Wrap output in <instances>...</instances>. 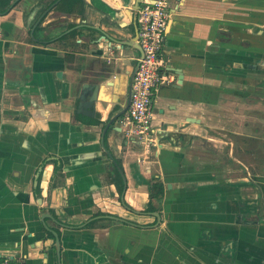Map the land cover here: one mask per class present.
I'll return each mask as SVG.
<instances>
[{
    "label": "crops",
    "instance_id": "obj_1",
    "mask_svg": "<svg viewBox=\"0 0 264 264\" xmlns=\"http://www.w3.org/2000/svg\"><path fill=\"white\" fill-rule=\"evenodd\" d=\"M68 1L42 14L34 40L28 23L38 18L36 0L0 15V257L264 264V107L257 104L264 0H179L172 10L164 56L175 82L154 99L156 150L127 142L122 121L104 136L124 174L123 202L100 141L120 110L132 51L104 38L97 44L92 31V41L76 44ZM84 1V22L113 38L130 33L121 0ZM95 84L93 115L84 116L78 105ZM96 119L100 125H89ZM153 180L164 192L147 211Z\"/></svg>",
    "mask_w": 264,
    "mask_h": 264
},
{
    "label": "built area",
    "instance_id": "obj_2",
    "mask_svg": "<svg viewBox=\"0 0 264 264\" xmlns=\"http://www.w3.org/2000/svg\"><path fill=\"white\" fill-rule=\"evenodd\" d=\"M179 0H146L136 12L137 43L141 57L133 76L130 105L123 116L125 138L136 141L143 147L156 145L154 99L158 91L174 84V76L167 70L164 56L166 27L172 10ZM0 264H13L12 260L0 257Z\"/></svg>",
    "mask_w": 264,
    "mask_h": 264
},
{
    "label": "flooded vegetation",
    "instance_id": "obj_3",
    "mask_svg": "<svg viewBox=\"0 0 264 264\" xmlns=\"http://www.w3.org/2000/svg\"><path fill=\"white\" fill-rule=\"evenodd\" d=\"M1 1V0H0ZM22 0H5L4 3H3V7L1 8L0 7V15H2L4 13V15H7L8 13H10L14 8H16L18 6V4L21 2ZM37 1V6L35 8H41L40 11L38 10V18H34V21L31 22V23H28V26H29V31H30V35H31V40H34L35 36V30L39 27V20H40V17L42 16V14L44 13H50L52 11V9L55 7L56 4H58L59 2L63 3L64 0H36ZM67 1V0H66ZM69 10L71 12H73L76 16H77V21H75L73 24H71L70 26V29L72 30L71 32L73 33V35H75L77 38H76V44H82V43H85V40H89V41H92V37L90 36L89 32H96L98 33L95 37L96 39V42L97 44H99L101 41L100 39L104 38V36L106 35L105 33H101L99 30V28L97 27H94L92 25H89L87 22H84L83 21V14H84V11H85V8H84V0H69ZM93 8L97 11V12H100V14H104L101 12V10H99L98 8L94 7ZM129 10V14H130V17H131V21L133 20V16H134V13H132V11L128 8ZM34 11V8L31 9V12ZM32 18L34 16V14L31 15ZM135 29L137 30V25L133 27V23L131 22L129 24V32L131 33V35L133 34V32L135 31ZM91 32V33H92ZM99 33H101V35H99ZM105 39V38H104ZM103 40V39H102ZM108 44L111 46V44H113L115 47L116 44L113 43V42H109L108 41ZM110 46L106 47L105 49H109ZM112 47V46H111ZM104 47H101V48H98L97 50L100 51V53L97 55L98 59H97V63L98 64H103L101 63L100 59L101 58L100 56L103 55V52H104ZM120 52H126V50L124 49V47H122V49H118ZM118 50H115L116 53L118 52ZM114 51V50H113ZM115 51L113 52V58L116 57V53ZM134 58V56H132ZM100 68L93 74V76L98 79L102 77L103 75V71H104V68H102L103 66H99ZM133 70V69H132ZM131 70L130 72V78L132 76V73L133 71ZM259 73L260 72H263V76H264V69H259L258 70ZM86 74V73H84ZM83 73L80 72V76L83 77L84 75ZM84 78V77H83ZM130 78L128 77L127 79V85H126V89H125V92L121 98V107H120V110H122V108L126 107L127 106V103L128 105H130V102H131V96H132V83H133V78H132V81L130 82ZM264 79V77H263ZM95 85H98V84H95ZM259 97H258V102L257 104L259 105V107H264V80L262 81L261 83V86L259 87ZM256 99L253 98L252 101H255ZM119 110V111H120ZM257 112V111H256ZM255 113V112H253ZM117 121V120H116ZM119 122V121H118ZM245 125H248L247 123H245ZM232 138H236V134H233L232 132H230ZM234 140V139H233ZM130 142V141H128ZM134 143L136 141H133ZM140 145V144H139ZM141 146V145H140ZM150 148H154V147H150ZM264 150V149H262ZM236 152V151H235ZM245 174L248 173V169H245L244 171Z\"/></svg>",
    "mask_w": 264,
    "mask_h": 264
},
{
    "label": "water",
    "instance_id": "obj_4",
    "mask_svg": "<svg viewBox=\"0 0 264 264\" xmlns=\"http://www.w3.org/2000/svg\"><path fill=\"white\" fill-rule=\"evenodd\" d=\"M121 5L125 8H129L132 13H134V16H133V20L131 21L130 20V23L132 22L133 23V27L136 26V12L137 10L139 9V6L143 3H146V0H133L132 4L129 5V2L130 0H128V2H126L125 0H121ZM128 3V4H126ZM124 28V27H123ZM122 30V29H121ZM117 37L116 38H113L109 35H106L104 36V38L109 41V42H113L115 44H117L118 46H122L126 49H129L132 51V55L134 56V54H136V57L134 56V58L131 56V58H129L130 60L129 61H132L133 62V67H132V76L130 78V74L128 75V77L130 78V82L132 81V78L137 70V67H138V63L136 62V58L139 56L141 57V49L137 43V30L135 29V31L133 32V34L131 35V33H126L124 34L123 32L122 33H118L116 35ZM175 71V70H174ZM178 74V83H181V78H182V75L180 72H177ZM58 76H60L58 74ZM110 84V83H109ZM97 94H98V85H94L91 89V93H90V96L88 97L87 100H84L82 101L79 105H78V113L84 115V116H92L93 113H92V110H93V103L94 101H96L97 99ZM129 105L127 103V106L122 108V110L118 111L117 114H115L109 121L108 123L106 124V126L104 127L103 129V132H102V136H101V146L103 148V150L105 151L108 159L110 160V162L113 164L114 168L119 172L121 178H122V182H123V189H122V192H121V195H120V198H121V201L123 202L124 200V193H125V190H126V181H125V178H124V174L122 172V169L120 168V166L117 165V163L115 162L114 158L112 157V155L107 152L105 149H104V136H105V133H106V130L107 128L111 125V123H113L114 121H119L121 122L123 120V116L124 114L126 113L127 109H128ZM188 121H192V119H188ZM154 215L157 217V219H159V216L158 214L154 213ZM109 218H112L114 220H117V221H120V222H123L122 219H118V218H114V217H109ZM54 236L56 237V251L58 252L59 251V239L57 237V235L55 233H53Z\"/></svg>",
    "mask_w": 264,
    "mask_h": 264
},
{
    "label": "trees",
    "instance_id": "obj_5",
    "mask_svg": "<svg viewBox=\"0 0 264 264\" xmlns=\"http://www.w3.org/2000/svg\"><path fill=\"white\" fill-rule=\"evenodd\" d=\"M101 122L96 119V120H90L89 125H100ZM113 173L115 175V185L116 188L118 190L119 193L122 192L123 189V182H122V178L119 174V172L114 168ZM163 192H164V186L161 182H159L158 180H153L151 181V186H150V190H149V203L147 206V211H154V202H157L158 200H160L163 196Z\"/></svg>",
    "mask_w": 264,
    "mask_h": 264
},
{
    "label": "rangeland",
    "instance_id": "obj_6",
    "mask_svg": "<svg viewBox=\"0 0 264 264\" xmlns=\"http://www.w3.org/2000/svg\"><path fill=\"white\" fill-rule=\"evenodd\" d=\"M134 56L136 57V54H134Z\"/></svg>",
    "mask_w": 264,
    "mask_h": 264
}]
</instances>
